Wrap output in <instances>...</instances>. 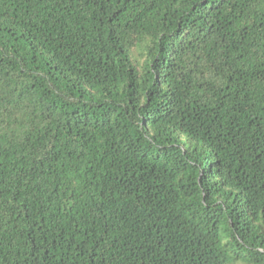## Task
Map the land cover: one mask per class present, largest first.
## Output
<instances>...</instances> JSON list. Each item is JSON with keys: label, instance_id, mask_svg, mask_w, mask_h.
Segmentation results:
<instances>
[{"label": "trees", "instance_id": "trees-1", "mask_svg": "<svg viewBox=\"0 0 264 264\" xmlns=\"http://www.w3.org/2000/svg\"><path fill=\"white\" fill-rule=\"evenodd\" d=\"M0 264H264V0H0Z\"/></svg>", "mask_w": 264, "mask_h": 264}]
</instances>
